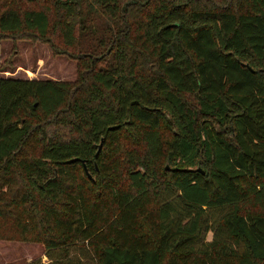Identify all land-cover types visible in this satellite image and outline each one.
Here are the masks:
<instances>
[{
  "label": "trees",
  "instance_id": "1",
  "mask_svg": "<svg viewBox=\"0 0 264 264\" xmlns=\"http://www.w3.org/2000/svg\"><path fill=\"white\" fill-rule=\"evenodd\" d=\"M1 40L77 71L0 78V239L45 264H264V0H0Z\"/></svg>",
  "mask_w": 264,
  "mask_h": 264
},
{
  "label": "rangeland",
  "instance_id": "2",
  "mask_svg": "<svg viewBox=\"0 0 264 264\" xmlns=\"http://www.w3.org/2000/svg\"><path fill=\"white\" fill-rule=\"evenodd\" d=\"M32 4V3H31ZM75 62L64 56L52 55L47 45L28 40L0 41V78L34 79L73 82L76 78ZM162 198L178 208L175 195L165 193ZM3 235H9L8 229ZM212 232H205L203 239H211ZM73 253H80L73 250ZM47 263L42 245L12 239H0V264H25L32 260Z\"/></svg>",
  "mask_w": 264,
  "mask_h": 264
},
{
  "label": "water",
  "instance_id": "3",
  "mask_svg": "<svg viewBox=\"0 0 264 264\" xmlns=\"http://www.w3.org/2000/svg\"><path fill=\"white\" fill-rule=\"evenodd\" d=\"M99 146H100V143L98 144V148H99Z\"/></svg>",
  "mask_w": 264,
  "mask_h": 264
}]
</instances>
